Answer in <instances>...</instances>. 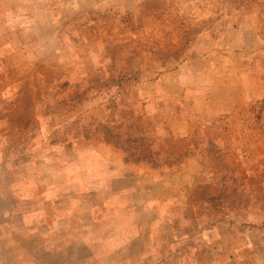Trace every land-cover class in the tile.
<instances>
[{"label": "rangeland", "instance_id": "rangeland-1", "mask_svg": "<svg viewBox=\"0 0 264 264\" xmlns=\"http://www.w3.org/2000/svg\"><path fill=\"white\" fill-rule=\"evenodd\" d=\"M0 264H264V0H0Z\"/></svg>", "mask_w": 264, "mask_h": 264}]
</instances>
